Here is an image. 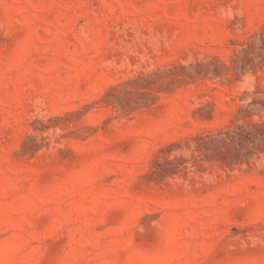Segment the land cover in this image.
<instances>
[{
	"label": "rangeland",
	"instance_id": "rangeland-1",
	"mask_svg": "<svg viewBox=\"0 0 264 264\" xmlns=\"http://www.w3.org/2000/svg\"><path fill=\"white\" fill-rule=\"evenodd\" d=\"M0 264H264V0H0Z\"/></svg>",
	"mask_w": 264,
	"mask_h": 264
}]
</instances>
